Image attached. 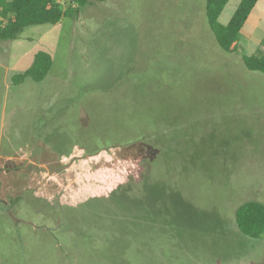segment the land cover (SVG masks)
<instances>
[{
  "label": "rangeland",
  "instance_id": "374dc122",
  "mask_svg": "<svg viewBox=\"0 0 264 264\" xmlns=\"http://www.w3.org/2000/svg\"><path fill=\"white\" fill-rule=\"evenodd\" d=\"M205 4L93 2L0 40V264H264V235L234 220L243 201L264 203V74L242 60L264 49V0L229 52ZM38 51L51 56L47 75L16 81ZM135 125L155 144L52 148ZM146 160L169 192L152 215L86 202L135 187Z\"/></svg>",
  "mask_w": 264,
  "mask_h": 264
},
{
  "label": "trees",
  "instance_id": "16d2710c",
  "mask_svg": "<svg viewBox=\"0 0 264 264\" xmlns=\"http://www.w3.org/2000/svg\"><path fill=\"white\" fill-rule=\"evenodd\" d=\"M101 1L106 0H71L76 6H69L64 9L58 0H0V40H14L18 38L26 26L46 23L55 24L67 14L77 11L80 6ZM257 1L241 0L230 20L223 25L218 23V17L228 0H206L205 14L207 22L222 50L229 52L235 47L239 31ZM242 60L248 70L264 74V49H258L250 55L243 56ZM51 63V56L47 52L38 51L35 53L30 67L25 72L15 75L14 79L21 81L26 77H30L36 81L42 80L47 75ZM127 117L131 118V112L127 111ZM135 127L141 126H129V131H116L112 132L111 135L103 131L102 134L95 135L90 140L70 142L66 146H52V148L64 154L73 144H79L84 148L93 145L95 153L102 149L130 145L137 141L155 142L156 133L154 131L151 129L137 130L134 129ZM152 160L139 162V167L143 171L140 172L141 177L135 187H128L127 182L121 183L112 189L106 197L97 198L92 196L86 202L91 199H102L104 204L108 205L107 208H112L114 212L120 206L126 208V205H129L132 209L133 205H138V210L134 209L131 216L135 219H138L139 216L142 217L141 209L143 206L150 209L156 199L162 200L165 198L166 193H169L166 187L161 185L157 179L152 180L149 177ZM138 186L148 196L144 199V203L142 200L140 204L138 203L142 198L138 193ZM170 194H173L174 197L177 196L174 192ZM150 214L152 215L151 209ZM147 219L152 218L148 216ZM234 220L242 234L250 238H260L264 235V203L256 200L243 201L235 209Z\"/></svg>",
  "mask_w": 264,
  "mask_h": 264
},
{
  "label": "crops",
  "instance_id": "0c3cea01",
  "mask_svg": "<svg viewBox=\"0 0 264 264\" xmlns=\"http://www.w3.org/2000/svg\"><path fill=\"white\" fill-rule=\"evenodd\" d=\"M258 2V1H257Z\"/></svg>",
  "mask_w": 264,
  "mask_h": 264
}]
</instances>
